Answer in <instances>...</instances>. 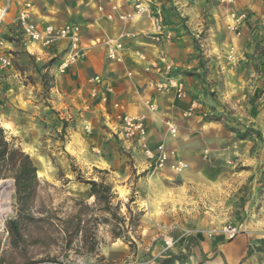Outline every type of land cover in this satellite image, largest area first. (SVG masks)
Here are the masks:
<instances>
[{
	"label": "rangeland",
	"instance_id": "1",
	"mask_svg": "<svg viewBox=\"0 0 264 264\" xmlns=\"http://www.w3.org/2000/svg\"><path fill=\"white\" fill-rule=\"evenodd\" d=\"M31 1L40 7L37 20L42 26L81 27L90 7L104 9L116 0H90L87 6L81 0ZM179 2L191 12H181ZM125 3L122 7L132 9L133 17L137 5L146 11L137 20H119L146 21L143 27L151 29L148 34L125 29L120 39L145 35L157 45L170 44L176 37L171 26L189 36L198 69L186 72L195 78L193 91L177 74L174 61L163 56L172 65L168 74L158 69L164 66L162 57L151 64L162 77L160 83L179 79L187 90V96L180 97L173 86H158V93L173 92L188 107L180 109V119L161 115L164 126L151 141L147 128L145 144L128 145L98 110L97 97L80 87L81 69L75 66L82 60L59 72L67 42L48 52L32 49L15 22L8 23L9 16L0 36L14 69L0 93V128L9 142L31 157L40 188L31 209L35 219L22 220L23 238L15 242L8 228L19 213L15 182L10 176L0 179L13 182L11 210L0 217V264H160L172 255L187 254L191 239L187 262L176 264H264V0ZM165 33L171 40L164 39ZM84 34L88 40L94 38L91 32ZM94 36L100 37L99 31ZM61 82L84 102L80 108L62 106L67 94ZM192 104L195 109L189 115ZM116 109L126 113L121 104ZM147 110L162 113L150 101ZM102 176L114 183L119 200L129 204L133 199L131 209L142 213L136 233L129 235L133 243L114 239L110 228L102 225L97 251H88L81 236L69 247L65 231L73 230L72 218L82 211L88 221L99 213L75 202L95 203L82 181H99ZM122 212L127 214L125 207Z\"/></svg>",
	"mask_w": 264,
	"mask_h": 264
},
{
	"label": "crops",
	"instance_id": "2",
	"mask_svg": "<svg viewBox=\"0 0 264 264\" xmlns=\"http://www.w3.org/2000/svg\"><path fill=\"white\" fill-rule=\"evenodd\" d=\"M86 6L90 5V0H81ZM6 0H0V7L5 4ZM11 10L8 23L12 24L15 21L19 11L23 9L24 3L32 2L31 0H10ZM239 3L240 0H235ZM181 2H179L180 4ZM125 0H116L111 4L104 7L103 11H100L101 6L97 7L94 11L90 7V13L88 14V20H82L81 29L91 32L94 38L88 40L83 35L82 44L87 50L86 57L82 59L75 68L81 69V88H85L88 92H92L95 88L94 84H90L89 80L92 78H100L103 81L102 89L98 92L96 103L99 105L98 110L109 121V124L116 128L118 120L117 115L120 113L119 109L114 108L115 103L121 104L126 113L133 116H146V125L151 141V137H154L157 132L163 128L162 116L171 115L175 118L179 117L180 112L188 107V102H181L176 100L173 92L158 93V86L162 81V77L156 73L151 64L157 59L166 56L170 60L175 62L176 72L180 74L179 77L184 80L187 88L191 91L194 89L195 78L187 75L186 72L198 71L196 60L193 58L194 50L190 42V38L184 35L182 32L177 33L178 26H171L173 34L176 36L173 43H162L157 45L153 43L145 35H141L137 39H120L119 35L123 34L125 29L135 32H144L148 34L151 27L144 26L143 23H127L119 20V17L124 14H130L132 9L122 7L125 5ZM241 4V3H239ZM35 18L40 15V7L34 4ZM113 7H117L114 10ZM181 12L190 13L191 9L186 4L181 3L179 7ZM183 13V14H184ZM113 14L114 19L109 20L107 15ZM132 20H137L139 13H136ZM103 17L105 21H101ZM135 17H137L135 19ZM39 19V18H38ZM101 19V20H100ZM38 21V20H37ZM148 22V21H147ZM101 27V31L100 28ZM84 30V31H83ZM95 31H99L98 36L95 35ZM104 32V34L102 33ZM102 38V39H100ZM118 44L122 45V48H116ZM115 49L117 56L120 60H114L109 57L111 50ZM215 75H209L213 78ZM61 90L64 91L62 96H66V101L62 103L66 109L70 107L72 110L76 107H81L83 101L78 97H74L67 91V87H64V83H60ZM112 89V92H109ZM59 90V87H57ZM69 95V96H68ZM73 96V97H72ZM102 96L111 99L109 103L102 101ZM157 103L160 108V112L150 113L148 103ZM181 109V110H180ZM177 116V117H176ZM264 128V123L261 125ZM78 156V155H77ZM187 247V246H186Z\"/></svg>",
	"mask_w": 264,
	"mask_h": 264
},
{
	"label": "trees",
	"instance_id": "3",
	"mask_svg": "<svg viewBox=\"0 0 264 264\" xmlns=\"http://www.w3.org/2000/svg\"><path fill=\"white\" fill-rule=\"evenodd\" d=\"M99 173L108 174L107 171L101 170H99ZM9 176L15 182V200L19 213L17 219L8 222V228L11 236L15 237V242H18V240L23 238L20 226L22 220L35 219L31 209L39 197L40 181L38 169L31 157L20 146L9 142L4 130L0 128V179ZM82 182L90 187L95 203L93 206H89L84 202H75L85 206L86 209H92L95 212L99 211V213L90 215L88 221H86V215L82 211L72 218L75 223L73 230L65 231L67 246L70 247L81 236L82 242L87 246L88 251H97L99 248L97 230L102 225L110 228V233L114 239H123L133 243L129 235L136 233L142 215L140 212L134 213L131 209V204L134 200L131 199L129 204L119 200L114 183L108 182L103 176L100 177L99 181ZM124 207L127 210V214L122 212ZM87 223L92 224V229H88ZM192 240L186 248L187 254L172 255L163 259L160 264L186 263L191 253Z\"/></svg>",
	"mask_w": 264,
	"mask_h": 264
},
{
	"label": "built area",
	"instance_id": "4",
	"mask_svg": "<svg viewBox=\"0 0 264 264\" xmlns=\"http://www.w3.org/2000/svg\"><path fill=\"white\" fill-rule=\"evenodd\" d=\"M138 13L146 11V7L142 5H137ZM114 10H117V7H113ZM11 2L6 0L5 4L0 7V31L4 26L7 18L10 15ZM101 12L103 8L100 9ZM108 19H113L114 15H107ZM133 18L132 15H121L120 19L128 20ZM15 24L21 33L24 41L31 46L32 49L46 51L48 52L52 47L57 45L60 42H67V53L65 54L64 61L60 66L59 72L65 73L67 68L79 60H82L86 57L87 50L82 44V30L76 24H67L65 26H55V25H46L42 26L34 14V7L32 3H24V7L19 11L18 15L15 18ZM160 33H164L162 26L157 27ZM166 34V33H165ZM164 34V35H165ZM165 40H171V35L166 34ZM116 48H122L121 44H118ZM111 59L120 60L115 52V49L111 50L109 55ZM163 67H158L159 71L165 70L168 74L172 71V65L166 59L162 57L160 59ZM159 63L155 62L153 65L157 66ZM14 69L13 57L11 52L6 48V41L0 36V93L4 90V82L6 78L10 75V72ZM93 84L95 88L92 90L94 97L98 96V92L102 89L103 81L100 78H94ZM165 86H173L176 88L180 97L187 96V90L185 83L179 79H169L167 83H160L159 88L162 89ZM109 92H112V89L109 88ZM108 97L102 96V101L105 102ZM115 107L119 108L120 104L115 103ZM195 109V105L192 104L189 108L188 114ZM117 126L120 138L125 141L128 145H133L135 142L145 144L147 137V126L144 116H133L130 114L120 112L117 115ZM172 133L176 132L174 126L170 127Z\"/></svg>",
	"mask_w": 264,
	"mask_h": 264
},
{
	"label": "bare ground",
	"instance_id": "5",
	"mask_svg": "<svg viewBox=\"0 0 264 264\" xmlns=\"http://www.w3.org/2000/svg\"><path fill=\"white\" fill-rule=\"evenodd\" d=\"M12 193H13L12 181L6 182V185L0 188V217L10 212Z\"/></svg>",
	"mask_w": 264,
	"mask_h": 264
},
{
	"label": "water",
	"instance_id": "6",
	"mask_svg": "<svg viewBox=\"0 0 264 264\" xmlns=\"http://www.w3.org/2000/svg\"><path fill=\"white\" fill-rule=\"evenodd\" d=\"M5 185H6V182L5 181L1 182L0 188L1 187H4Z\"/></svg>",
	"mask_w": 264,
	"mask_h": 264
}]
</instances>
